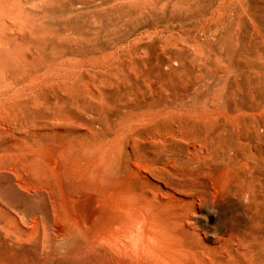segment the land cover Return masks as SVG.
<instances>
[{"label":"rangeland","instance_id":"1","mask_svg":"<svg viewBox=\"0 0 264 264\" xmlns=\"http://www.w3.org/2000/svg\"><path fill=\"white\" fill-rule=\"evenodd\" d=\"M28 8L21 38L0 51V116L15 127L0 134V153L22 154L33 189L0 177V223L21 218L35 234L16 244L0 232V264H99L81 239L57 240L52 179L48 189L35 183L39 154L43 167L57 145L85 148L146 196L213 183L233 190L215 208L205 199L197 223L212 263L264 264V0ZM165 133L181 140L156 142ZM181 141L197 142L200 157ZM236 243L246 244V262Z\"/></svg>","mask_w":264,"mask_h":264},{"label":"bare ground","instance_id":"2","mask_svg":"<svg viewBox=\"0 0 264 264\" xmlns=\"http://www.w3.org/2000/svg\"><path fill=\"white\" fill-rule=\"evenodd\" d=\"M46 1L0 0V51L9 50L21 38L28 7ZM14 130L11 122L0 116V134L10 135ZM175 139L181 140L165 133L155 140L169 144ZM179 143L189 148L190 156L200 157L197 142ZM70 149L55 146L46 156L48 162L42 160L43 167L40 153L34 169L40 189H48V180L52 179L49 184L56 190L55 200L62 210L56 230L59 242L81 239L87 243L84 248L93 251L89 258L99 264H213L211 242L198 227L203 204L208 199L212 207H218L222 198H233V190L216 189L213 183L212 189L204 190L168 189L165 193L149 189L146 196L142 190L135 193L132 176L110 173L83 147L73 153ZM20 157L22 154L0 153V177L17 189H33L27 184L23 171L26 165ZM73 185L80 189L72 191ZM150 206L156 211L152 212ZM0 232L16 244L26 243L35 234L21 218L0 223ZM235 247L245 260L246 244L236 243ZM227 257L234 262L235 255Z\"/></svg>","mask_w":264,"mask_h":264}]
</instances>
